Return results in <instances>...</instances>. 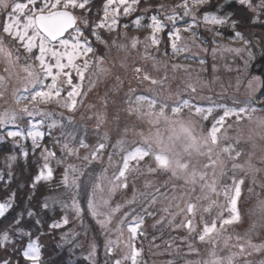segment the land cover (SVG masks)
<instances>
[{"label":"rangeland","instance_id":"374dc122","mask_svg":"<svg viewBox=\"0 0 264 264\" xmlns=\"http://www.w3.org/2000/svg\"><path fill=\"white\" fill-rule=\"evenodd\" d=\"M15 2L26 3L27 0H8L9 5ZM104 3L105 0H90L91 11L87 18L93 23L102 19ZM181 3L182 0H140L137 10L128 16L120 9L116 31L98 29L107 46L94 37L91 40L95 55L102 57L103 62L99 69L95 63L90 64L83 82L84 94L77 98V105L71 111L63 106L70 90L67 85L63 86L59 101L54 98L38 102L35 108L27 100L16 103L17 90L29 95L22 91L32 78L25 69L34 65L29 70L39 73V62L29 58L23 49L17 61L15 47L18 45L13 46L6 39L5 47L12 51V61L0 55V76L5 78L0 84V113L15 111L18 118L14 124L0 128V203L11 205L0 216V232L7 229L10 237L6 247L0 248V257L4 260L10 264H30L22 252L31 239L37 240L40 246L41 264H115L116 260L132 264V247L139 252L136 264H204L206 261L211 264L217 259L227 264L228 257L233 258V264L264 261V252L258 253L249 247V241L264 244V104H257L255 112L242 115L239 121L234 116L226 119L220 143L213 151V159L219 154L218 163L224 173L220 175L221 167H217L216 192L202 189L200 183H185L184 179L173 177L170 171L149 173V166L156 168L154 156L146 157L139 164L130 161L127 179L120 181L126 182L128 187L114 188L123 158L135 147L148 145L154 153L167 147L185 160L191 159L198 171L207 172L208 182H211L213 169L200 167L209 162L208 158L195 153L190 158L184 152L189 141L183 128L191 126L197 135H207L213 119L223 115L224 107H245L250 94L261 84L260 80H254L258 76L250 70L264 47V14L254 24L239 25L243 28L241 31L238 26L230 29L206 24L202 19L205 11L199 7L193 9L195 25L190 31H184L193 22V16H184V9L178 7ZM42 4L43 0H39V5ZM241 8L245 18L254 16L248 9ZM10 11V6L6 10L0 8V21ZM25 12L31 14L27 9ZM74 14L78 19L85 15L80 10ZM170 15L177 16L175 25L167 19ZM152 16H157L164 24L163 30L156 33L158 45L151 43L152 32L148 25ZM137 17H142L139 28L134 23ZM177 28L180 38L175 40L178 50L174 51L169 32ZM90 31L85 34L90 36ZM237 31L243 40L235 38ZM133 38L137 39L136 47H132ZM244 40L249 43L245 44ZM33 52L38 55V48ZM137 68L141 69L139 73ZM145 74L158 83L145 80ZM137 96L156 99L155 112H159L160 104L167 105V119L147 116L145 113L150 109L146 102H138ZM182 100L204 108L213 107L212 118L202 122L187 108L174 116L171 108ZM25 104H29L32 115L21 111ZM8 130L22 135L8 138ZM29 132L41 134L36 138V145ZM44 136L47 139H43ZM81 141L86 146L82 147ZM100 143L105 148L93 160L92 153ZM65 144L73 151L64 149ZM229 145L233 149L230 155L222 151ZM31 148L35 151L31 152ZM49 152L55 156H48ZM236 152L241 155L237 157ZM45 163L52 169V177L35 182ZM66 169L67 185L64 183ZM234 178L244 180L237 203L239 221L224 230H219L217 223L218 233L200 241L198 237L205 223L210 226L213 220L231 215L224 191L232 187ZM73 179L75 184H72ZM156 189L160 191L156 193L155 203H151ZM90 198L103 215H92L88 207ZM74 200L79 212L73 206ZM188 203L196 205L195 232L181 226L189 218L183 211ZM117 206L119 211L112 213ZM146 208L152 215H147ZM166 208L169 211H164ZM109 214L111 219L102 226L98 220ZM139 217L144 218V223L133 239L129 225L138 222ZM16 220H19L18 225L14 224ZM53 223L60 227L50 228ZM239 245L244 246L243 253Z\"/></svg>","mask_w":264,"mask_h":264},{"label":"snow or ice","instance_id":"6c2138e0","mask_svg":"<svg viewBox=\"0 0 264 264\" xmlns=\"http://www.w3.org/2000/svg\"><path fill=\"white\" fill-rule=\"evenodd\" d=\"M140 0H105L104 3V14L102 19L98 23H93L87 18V13H90V0H43V4L39 5V0H27L26 3L15 2L9 5L8 0H0V8L7 9L11 7V11L7 13V16L0 21V55H3L9 62L12 61V51L5 47L6 39L11 42L15 47L17 53L16 60L20 59L19 52L20 49H23L25 53L28 54L29 58H33L34 61L39 62V73H33L30 71V68H33L34 65L28 66L25 70L28 71L29 77H32L28 85H25L23 92L29 93V95L20 94L21 90H17L14 95H16V103L20 104L22 101H29V104L35 108L36 103L38 102H48L52 99H57L61 97V92L64 85H67V88L70 89L67 91V99L64 102V107L68 108L70 111L74 110L77 105V98L81 97L84 93L82 91L83 82L87 78L86 73L90 67V64L95 63L99 69V65L103 62V58L96 56V49L92 46L91 37H94L96 41L107 46V41L102 38L98 29H104L109 32L116 31L118 27V20L120 16V9H123V15L128 16L132 12L137 10V5ZM236 3L248 9L250 12L254 13L252 23H256L259 20L261 14H264V0H258L257 3H254L253 0H235ZM208 3V0H182L181 5L184 9V16L192 15L193 22L189 24L184 31H190L196 23V16L193 12V9L199 8ZM39 5V6H38ZM222 7V6H221ZM31 12L27 14L25 10ZM71 9V11H70ZM76 10H80L85 15L78 19L74 14ZM19 14V15H18ZM232 13H227L224 16H220L213 13L205 12L202 19L206 24L210 25H224L231 20V25L235 29L238 25V21L231 19ZM142 17H137L134 21L135 25L139 28L141 27ZM169 21H172L175 25L177 16L170 15L167 17ZM21 20L24 22L21 23ZM110 21V22H109ZM83 25L81 27L80 25ZM127 27V25H125ZM151 29V43L152 45H158L159 40L157 39L156 33H159L163 30L164 24L157 18V16L151 17V23L148 25ZM90 31V36L86 35L87 30ZM180 29L177 28L175 32H169V38L172 39L173 50L176 51L177 45L175 40H178ZM219 34V33H218ZM235 38L243 40V36L240 32H235ZM245 44L249 42L244 40ZM137 39L133 38L132 47H136ZM115 45V41H113ZM121 47H123L121 45ZM38 48L39 54L33 52V49ZM182 51V49H179ZM239 51V49H237ZM94 57L93 60H90L89 57ZM51 61H54L52 63ZM203 63V61H201ZM175 67V66H174ZM141 69L137 68L136 72L139 73ZM75 72V76H73ZM145 80H150L149 75L145 74L143 77ZM4 77L0 76V84L4 82ZM51 80V83H46L47 80ZM78 80L79 83L74 82ZM254 80H260L259 77H255ZM92 83V81H90ZM152 84H157L158 82L154 79H151ZM31 86V88L29 87ZM250 87L252 86L250 82ZM264 87V81L260 85L256 86V89L253 90V94H250V98L246 101L245 107L240 108H227L224 106L223 115H220L218 118H214L212 121L211 127L207 131V135H197L194 127H184L183 131L186 134L189 143L185 145L184 152L191 158L192 154L195 153L200 157H207L208 163L201 165L202 169L206 170L208 168L213 169L211 182H208V174L206 171H198L196 163H193L191 159L185 160L181 154L173 152L171 148L161 147L158 152H153L151 145L147 147L137 146L134 150L129 151L128 154L123 158V166L119 169L118 175L114 180V188H127L128 184L126 182L120 183L123 178L125 181L127 179V172L130 168V161H135L139 164L141 161L145 160L146 157L154 156L156 163V168L148 167L149 173H156L157 171H170L173 177L184 179L185 183L195 185L200 183L202 189H208L210 192H216V169L221 167L220 175H223L222 165L218 163L219 154L217 153V159H213L214 147L218 146L221 139V132L224 131V125L226 119L229 117H235L237 121L241 120L242 115H247L249 112H255L257 110V104H264V99L259 101L256 100L254 92L260 88ZM192 91L195 92V88H192ZM2 95V93H0ZM136 100L138 102H146L149 111L145 113L147 116H155L158 120L163 117L167 119L165 109L167 105L160 104L159 112H155L154 109L157 106L156 99H149L146 96H137ZM29 104H25L21 109L22 112L32 115V112L29 111ZM187 108L190 111H194V115L198 116L200 120L208 121L213 116L214 108L213 107H201L195 104H192L189 100H182L177 102L176 106L171 108L172 114L178 115L182 112V109ZM139 111V108L136 109ZM18 116L15 111L11 113L7 110L3 113H0V128H3L6 125L14 124ZM264 123V122H262ZM8 138H17L22 135L19 131L8 130L6 133ZM29 136L32 137L33 144L36 145V138L41 134L39 132H29ZM81 146L86 145L81 141ZM64 149L68 152H72L73 149L69 148L65 144ZM105 148L103 143H100L95 151L92 153V159L97 158V154ZM224 153L229 155L233 151L232 146L229 145L222 149ZM169 153H172L169 155ZM240 152H236V156L239 157ZM48 156L54 157L55 153L49 152ZM15 159V157H11ZM47 160V157H45ZM87 159V157H85ZM71 167V166H70ZM233 167H237L233 165ZM46 170V174H45ZM64 176V183L67 185L69 183V176L67 174ZM72 171L75 172V168H72ZM52 169L45 163L44 168L40 173L35 177V182L41 180H47L52 177ZM244 180H236L235 178L232 181V187L226 188L224 195L228 197L230 203V213L231 215L228 218L220 217L219 221L213 220L209 226L205 223L202 232L199 234V240L205 241L206 237H209L214 232L218 233L219 230H224L227 225H232L235 222H238L240 219L239 211L237 208L238 199L241 196V186L243 185ZM72 184H75V179L72 180ZM148 186V185H146ZM234 190V194L230 195V192ZM160 189H156V192L151 196V203L156 201V193H159ZM206 198V197H205ZM105 204L108 203L107 200L104 201ZM145 203H148L146 200ZM214 203V202H213ZM11 205L8 203H0V216H3L7 209ZM73 206L77 208L79 212V207L76 205L75 200L73 201ZM45 208L48 207L47 203L44 205ZM88 207L94 217H99L103 213L97 210V207L94 201L90 198L88 201ZM208 209H205L207 211ZM119 211V206L112 209L111 212L115 213ZM164 211H169V209H164ZM184 212L188 214L187 222L182 224V227H185L189 232H195L196 228L193 224V218L196 212V205L193 203H188L186 208L183 209ZM147 215H152L151 212L145 209ZM32 213L30 212L29 215ZM111 219V214L105 216V219L98 220V222L104 226ZM37 224L40 223L39 220L36 221ZM64 223H67L65 220ZM144 223V218L139 217L138 222H133L129 225V232L132 235V238L135 239L138 230ZM217 223H219V230L217 229ZM14 224L18 225L19 220L14 221ZM50 228H59L60 225L53 223L49 226ZM24 235H29L30 233H23ZM237 239H240L237 237ZM6 242H10L9 231L6 229L3 232H0V248L6 247ZM241 252L244 251V246L239 245ZM249 247H251L256 252H264V244H252L249 241ZM111 252V249H109ZM23 257L30 261V264H41V249L37 240H29V243L25 250L22 252ZM139 252L132 247L131 251V261L132 264H136L137 256ZM214 255V253H213ZM0 264H10V261L4 260L0 257ZM115 264H122L121 260H116ZM171 264V262H169ZM204 264H209V262H204ZM211 264H225V261L222 259L213 260ZM227 264H233V258H227ZM250 264V262H248ZM260 264H264V261H261Z\"/></svg>","mask_w":264,"mask_h":264},{"label":"trees","instance_id":"16d2710c","mask_svg":"<svg viewBox=\"0 0 264 264\" xmlns=\"http://www.w3.org/2000/svg\"><path fill=\"white\" fill-rule=\"evenodd\" d=\"M93 1V0H92ZM255 1V0H253ZM222 6V7H221ZM202 10L208 13H214L220 16H224L227 13H232V18L234 20L238 21V27L241 31H243L242 26H239L241 24H254L252 23L253 16L247 15L245 18L243 14L241 13V5L235 2V0H208V3L201 6ZM225 28L232 29L231 20L227 24L222 25ZM254 75L258 76L260 78V83L264 81V47L261 50L260 55L257 57L256 60L253 61V64L251 66V70ZM256 100L259 101L261 99H264V87H260L256 92ZM43 139H47V137L44 136ZM34 152L35 149L31 148ZM34 149V150H33ZM51 149V148H49ZM0 151H2V146L0 145ZM218 178V177H217ZM217 182V180H216Z\"/></svg>","mask_w":264,"mask_h":264}]
</instances>
